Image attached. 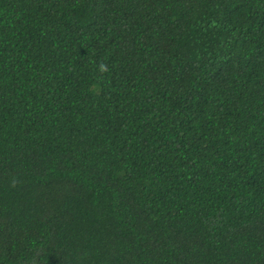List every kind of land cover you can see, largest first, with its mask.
Here are the masks:
<instances>
[{
    "label": "trees",
    "instance_id": "obj_1",
    "mask_svg": "<svg viewBox=\"0 0 264 264\" xmlns=\"http://www.w3.org/2000/svg\"><path fill=\"white\" fill-rule=\"evenodd\" d=\"M0 264H264V0H0Z\"/></svg>",
    "mask_w": 264,
    "mask_h": 264
},
{
    "label": "clouds",
    "instance_id": "obj_2",
    "mask_svg": "<svg viewBox=\"0 0 264 264\" xmlns=\"http://www.w3.org/2000/svg\"><path fill=\"white\" fill-rule=\"evenodd\" d=\"M101 68L103 69V68H104V66H103V65H101ZM13 186H14V184H13Z\"/></svg>",
    "mask_w": 264,
    "mask_h": 264
}]
</instances>
